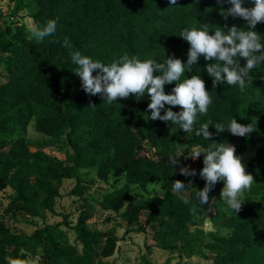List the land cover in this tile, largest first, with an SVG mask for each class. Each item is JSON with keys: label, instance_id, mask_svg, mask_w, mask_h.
<instances>
[{"label": "trees", "instance_id": "1", "mask_svg": "<svg viewBox=\"0 0 264 264\" xmlns=\"http://www.w3.org/2000/svg\"><path fill=\"white\" fill-rule=\"evenodd\" d=\"M176 3L170 6V0H9L7 14L0 13V64L6 71V79H0V130L26 128L29 120L35 118L36 131L48 139L35 144L23 136L2 141L0 191L4 184L13 189L11 207H26L33 213L44 207L53 212L64 180H76L70 195L81 198L93 183L88 177L96 167L100 180H106L110 173L126 178L123 187L105 197L103 208L131 224L144 214L147 224L139 230L159 231L166 246L168 239L182 235L183 243L169 245L182 257L210 259L206 249L212 255V264H264V146L251 160L242 156L246 149L264 143V128L238 137L228 130L217 134L214 126L227 124L233 118L245 125L264 119V63L250 71L252 83L243 92L238 86L227 84L213 88L212 77L205 69L216 61H206L203 56L193 71L182 77L200 75L213 99L207 115H198L196 127L211 121V140L234 143L246 171L255 178L251 190L243 193L245 202L239 212L228 208L220 198L224 184L219 182L217 198L210 205L197 204L193 215L191 206L196 204L198 190L172 191V182L179 174L176 166L169 164V156L180 142L204 149L213 141L160 120H149L147 94L139 101L135 96L118 97L111 105L99 95L86 94L81 79L73 72L76 65L69 50L62 47L67 38L74 50L109 65L125 54L159 63L165 62L167 56L187 62L190 45L179 36L184 28L206 24L213 30L210 34H214L216 28L225 30V24L246 27L241 18L222 17L220 8L231 6L227 0ZM243 6L252 7V0H244ZM26 9H31L28 17L33 24L41 27L55 19L54 35L42 42L29 39L26 26L18 24ZM5 17L12 20L8 22ZM256 31L264 42V22L257 24ZM81 45L85 46L83 50ZM245 62L241 58V64ZM176 83L165 85V92L171 93ZM180 110L179 106L173 107V111ZM63 140L69 151L60 155L51 150ZM193 181L195 186L204 187L198 179ZM155 183L160 184L164 194L139 203L130 201L125 206L131 184L146 191ZM185 199L190 203L186 204ZM209 208L215 209L211 217L218 233L210 234L212 243L207 244L193 235L192 228L204 225ZM200 213L201 218L197 216ZM78 225L83 234L82 252L57 241L48 247L42 243L38 230L33 234L15 233L0 220V264H22L28 253L38 247L42 248L38 264H106L97 258L112 256L117 238L91 226L88 214L79 217ZM174 264L189 262L180 260Z\"/></svg>", "mask_w": 264, "mask_h": 264}, {"label": "clouds", "instance_id": "2", "mask_svg": "<svg viewBox=\"0 0 264 264\" xmlns=\"http://www.w3.org/2000/svg\"><path fill=\"white\" fill-rule=\"evenodd\" d=\"M223 3V0H218ZM231 5L227 9L221 7L220 14L227 20L229 16L241 18L246 22V27H229L225 30L216 28L210 30L207 25L202 27L184 28L179 36L190 45L187 62L174 56H167L165 62L159 63L155 59L141 60L137 56L129 57L127 54L118 61L104 64L99 60L82 55L74 50L71 42L65 38L62 47L69 50L71 61L76 65L73 71L81 79V87L90 96L99 95L104 102L111 105L117 98H130L135 96L139 101L147 94L150 97L148 110L149 120H160L169 126H177L185 133H194L204 140L213 141L206 148H193L186 158L193 161L203 154V168L199 176L205 181L204 187L196 192V204H192L191 212L196 214L197 204L210 205L214 197L210 192L220 181L224 182L220 198L225 201L228 208L239 212L245 200L243 193L251 190L255 180L251 173L246 171L242 158L236 154L235 145L211 140L213 133L209 131L211 121L201 124L198 128V115H207L209 106L213 103L210 91L207 90L204 79L200 75L186 76L192 72L193 66L198 65L201 56L206 61L215 59V63H208L206 72L212 77L213 88L220 84L238 86L239 91H245L248 83H252L249 73L252 69L264 63V42L256 31V26L264 22V0H252V7H245L244 0H227ZM177 5L176 0H170V6ZM57 29L55 19L47 21L41 27L38 24L26 26L29 39L35 38L42 42L45 38L53 36ZM241 58L246 62L242 65ZM96 73L95 75L93 73ZM158 73V75H154ZM177 82L171 93L165 92V85ZM167 106V107H166ZM174 106H179L180 111H173ZM163 111V114H162ZM251 124H241L233 118L227 124H215L217 134L228 130L232 135L246 137L256 130ZM182 153L169 156L170 165L174 168ZM180 174L195 176V169L189 166L180 168ZM191 184V183H189ZM157 187H159L157 185ZM187 185L182 180L172 182L173 192H182ZM186 204L190 203L185 199ZM16 264V262H13Z\"/></svg>", "mask_w": 264, "mask_h": 264}, {"label": "rangeland", "instance_id": "3", "mask_svg": "<svg viewBox=\"0 0 264 264\" xmlns=\"http://www.w3.org/2000/svg\"><path fill=\"white\" fill-rule=\"evenodd\" d=\"M8 6L9 0H0V13L4 14V16L7 14ZM30 13L31 9L24 10L22 13L24 17L18 20V24L25 26L33 24L32 19L28 17ZM5 18L8 22L12 20L9 17ZM84 48L85 46L81 45V50ZM0 79H6V71L2 64H0ZM62 90V93H64L65 89L63 88ZM59 97H61V95ZM254 126L256 130L252 133L261 132L264 128V119L261 122L255 123ZM18 136H23L34 144L37 140L48 139L47 136L36 131L35 118H31L26 128L19 130H0V144L6 138L12 139ZM230 144L234 145L232 142H230ZM263 146L264 143H258L255 147L246 149L242 154L243 158L246 160L255 158L258 150ZM194 147L200 148L191 146L183 141L177 144V147L172 153V156L178 153L184 154L179 157L176 170L179 174L177 179L184 181L187 185L185 190H199L203 188L195 186L194 179H198L202 184H205V181L199 176V170L204 166L203 154L195 161L190 157L186 158L187 154ZM52 149L60 155H64L66 151L70 150L66 140H63L57 146L51 148V150ZM184 166L195 169L197 174L195 176L180 174V168ZM88 178L93 180V183L81 198L70 195V191L76 185V180H64L60 187L61 196L57 198L55 210L53 212L46 210L44 207L39 208V213H33L26 207H11L10 205L15 196V192L8 184H4L3 189L0 191V220L9 226L15 233L33 234L38 230L42 243L48 247H52L53 243L57 241L59 245L74 246L79 252H82L83 234L80 233L78 221L82 214H88L89 224H91V226L98 230L110 232L117 238L115 253L110 257L97 258V260L102 259L106 264H147L146 261H148V264H174L180 260L187 261L189 264L213 263L211 259L212 255L209 250L204 249V252L208 254L210 259H205L196 255L187 259L182 257L174 248L169 247V245L175 243H183L184 238L182 235L177 238L168 239V244L166 246L159 231L150 229L146 232L140 231L139 228L147 224V217L144 214L137 223L131 224L121 215L115 214L112 210L104 209L102 203L105 197L114 190L125 185L126 178L124 176L119 177L110 173L106 180H100L97 178V169L95 167L91 170ZM220 182L224 184L223 181ZM218 183L210 192V196L215 199L217 198ZM157 185L159 187H157ZM159 194H164V190L158 183L150 185L146 191L141 189L137 184H131L130 192L125 200V206H127L130 201L139 203ZM125 208L126 207H124V209ZM123 210L121 212H123ZM214 212V208H209L207 214L204 215L206 216L204 225L192 228L193 235L199 239H203L207 244L212 243L210 234L215 232L218 233L211 217ZM197 216L201 218L203 214L200 213ZM50 226H54V228L48 229ZM41 256L42 248H34L31 253H28V259L22 264H38Z\"/></svg>", "mask_w": 264, "mask_h": 264}]
</instances>
